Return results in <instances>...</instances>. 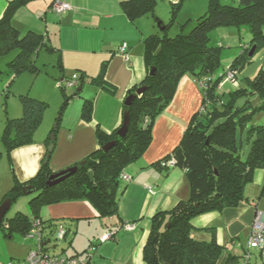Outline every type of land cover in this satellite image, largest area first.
I'll return each instance as SVG.
<instances>
[{"label": "trees", "instance_id": "trees-1", "mask_svg": "<svg viewBox=\"0 0 264 264\" xmlns=\"http://www.w3.org/2000/svg\"><path fill=\"white\" fill-rule=\"evenodd\" d=\"M30 1L33 0H10L0 17V55L17 51L8 62L12 75L10 84L21 73L29 71L39 74L40 69L35 65V55L42 46L51 48L47 42L49 37L47 33L33 29L21 33L12 22L16 10ZM54 1L51 0L49 9ZM120 4L132 20L153 13L155 8V0H120ZM172 4L173 16H176L180 4ZM222 25L237 27L247 25L250 28L251 43L244 47L227 69L239 70L264 43V0H239L234 5L222 3L220 0H209L208 10L196 19L189 33L182 31L176 36H169L167 33L148 35L146 38L148 73L140 83H135L129 88L128 95L135 94V97L131 105H124V109L130 111V124L126 135H118L120 127L108 132L98 125L96 130L100 148L71 165H76L77 170L55 185L47 186L46 182L48 173H52L49 159L53 151L49 150L45 157L48 161L43 160L35 176L23 182L15 176L14 185L4 195L2 201L9 198L13 202L24 194L35 195L29 200L31 215L17 211L13 217L6 218L5 215L0 221V228L3 229L5 236L12 237L14 233L26 235L34 221L39 219L45 233L44 238L48 242L60 222L53 218H44L41 211L44 206L66 200L87 199L96 208L100 217L118 216L120 204L118 187L122 172L128 164L139 159L150 145L155 118L173 99L182 76L191 73L196 80L205 76L208 78L205 87H201L202 106L192 115L182 139L172 152L157 162L160 164L163 160L174 158L175 165L186 171L190 182V195L187 199L178 200L167 210L153 215L143 256L147 264H217L224 246L216 238L195 239L191 235L192 219L206 212L222 211L238 205L244 199V187L253 179L255 169H264V123H251L257 109L264 111V104L253 107L248 97L243 106L237 105L241 96L253 92L248 87H241L232 92V98L227 103L222 101L217 93L221 78L226 72L216 78L213 76L220 65L221 49L210 44L209 32ZM253 45L256 48L250 55ZM52 49L59 52L58 66L61 68L63 64L60 49L57 47ZM107 65L108 60H104L99 73L91 77V82L114 91L115 87L104 79ZM152 67L156 68L153 75L150 74ZM77 72L80 76L79 86L82 87L87 74L80 70ZM255 79V83L261 84V74ZM143 85L147 88L143 93L137 94V88ZM61 88L64 89L63 85ZM263 88L261 84L257 91L263 93ZM80 91L82 89H77L71 96L64 93L65 99L56 118L57 125L70 100L79 96ZM20 99L22 115L8 118L2 134L7 154L16 147L34 142V134L49 104L46 100L29 94H20ZM93 107L94 100L84 97L82 119L88 122L93 120ZM56 131L57 128H53L50 135L53 134L56 138ZM244 131L247 132L246 138L250 142V147L246 157L241 158L243 145L241 132ZM55 138L53 140L48 138L47 141L53 142L55 146ZM109 141H114V145L105 151L103 146ZM1 154L0 151V156ZM89 171L93 172L92 180L88 175ZM27 186L30 188L24 189ZM260 194L264 196V185ZM66 228L64 239L72 232L69 247H73L74 250L67 253L65 247L61 252L77 256L89 264L94 251L101 243V236L91 240L83 250H78L73 244L77 231L70 226ZM110 230L115 229L110 228L108 231ZM253 247L258 249L256 246ZM250 253V246H245L243 256L246 257V254ZM238 256L229 254L227 263L238 261ZM243 263L245 264V261Z\"/></svg>", "mask_w": 264, "mask_h": 264}, {"label": "crops", "instance_id": "crops-1", "mask_svg": "<svg viewBox=\"0 0 264 264\" xmlns=\"http://www.w3.org/2000/svg\"><path fill=\"white\" fill-rule=\"evenodd\" d=\"M9 1L0 0V17ZM62 1L69 2L72 9L60 15L56 13L59 19L51 25L50 32L44 30V33L60 49L63 64L60 68L61 77L71 69L87 74L82 92L84 97L94 100L93 120L88 122L82 119L81 99L64 109L58 125L57 122L52 125L56 118H50L49 122V115L44 114L34 134V142L11 151L15 174L22 182L40 170L53 128H57V131L56 143L49 159L52 172L67 168L97 151L100 143L96 127L100 125L111 132L122 125L128 90L133 84L140 83L148 73L146 38L154 33V28L147 20H142L143 16L130 19L120 0ZM50 2L33 0L22 5L14 13V25L23 33L29 27L43 32L44 22L48 21L51 13L54 14L49 9ZM123 42L128 43L127 55L119 51ZM104 60H108L104 79L115 87L114 91L91 82V77L99 73ZM37 76L31 88L37 96L42 97L41 92L36 90L37 84L46 81V86L53 88V79L43 74ZM22 90L25 88L22 87ZM202 100V88L195 76L191 73L183 75L173 99L155 118L150 145L139 159L128 164L124 170L131 175V180L120 181L118 216L100 217L87 199L66 200L43 207L41 214L44 218L60 220L61 224L76 231L81 226L88 229L89 242L102 237L110 228L116 230L113 238L101 241L89 264H147L143 248L152 227L153 215L190 195V182L184 168L157 162L171 153L180 142L192 115L201 108ZM7 102L12 116L22 112L16 100ZM5 175L9 182V174ZM3 184L5 182L2 181ZM263 185L264 169L257 168L253 179L245 185L244 199L238 205L222 211L206 212L192 219L191 235L195 239L216 238L224 246L220 258H227L229 254L239 255L238 261H225V264L245 261L244 240L248 238L256 212L264 213V196L260 194ZM125 222H131L132 228H125ZM36 245L31 246L28 252Z\"/></svg>", "mask_w": 264, "mask_h": 264}, {"label": "rangeland", "instance_id": "rangeland-1", "mask_svg": "<svg viewBox=\"0 0 264 264\" xmlns=\"http://www.w3.org/2000/svg\"><path fill=\"white\" fill-rule=\"evenodd\" d=\"M220 1L222 3L233 5L239 2V0ZM172 3L180 4L176 16H173ZM208 5L209 0H155L154 12L143 15L142 20H147L149 24H152L154 28V33H167L169 36H176L182 31H184L185 33H189L193 29L196 19L208 10ZM57 19H59V15H57L56 13H51V16L48 17V21L44 22L42 33H44V30L50 32L51 25L56 23ZM165 27L167 28L165 29ZM29 28L25 29L24 33H26ZM209 36L210 44L212 46L220 47L221 49L220 65L213 73V76L215 78L227 71L229 65L232 63V60L239 53H241L244 47L248 46V44L251 43L252 40L251 31L247 25H243L241 27H237L235 25L218 26L209 32ZM47 38H49L47 39V42L51 48L47 49L46 46H42L40 48L39 53L35 55L34 60L36 67L40 69L39 76L43 74L44 76H48L46 78L53 79V88H51L50 85L46 86V81L41 84L39 82L36 86V90H38V93L40 91L43 99H45L49 103L45 112V116L49 115L50 122V118H57L59 116V112L62 108L65 99L64 93H66L68 96H71L77 90V87L69 86L64 87V89H62L59 83L60 80L64 77L71 76L77 71L71 69L69 71H66L65 74L63 73V76L61 77V69L58 66L59 52L55 49H52L55 47L58 48V46H56L55 44H53V42L50 41V37ZM16 53L17 51H11L7 54L0 55V151L2 152L0 156V204L4 195L14 185L16 176V172L14 171L15 167L12 165L13 163L11 158V152L10 154H7L6 147L2 139L5 124L8 118L18 117L22 115L23 107L22 101L20 99V94H29L39 99L42 98L37 96L35 90L31 88L37 76L34 73H31L29 71L21 73L17 76V80L15 79L12 84L9 83L12 75L9 72L10 69L8 62L16 55ZM248 60L249 61L245 62L240 67V69L236 71L237 77L235 78V80L228 79L227 74H225L221 78V82L217 88V93L222 101H225L226 103L229 102V100H231L232 98V92L234 93L236 89H239L241 87H248L250 91L253 92L251 94L245 93L244 96H241L240 99H238L237 101V105L243 106L246 103V99L248 97L249 100H251V105H253V107H259L264 104V90L263 93L257 91L259 90L258 86L261 87V84L264 87V43L259 46L258 51L253 54V56ZM260 74L262 82L261 84L260 82L257 84L255 83V78ZM22 87H24L25 90H22ZM80 95L73 97L68 103L67 107L72 106V103L76 102V100L81 99L83 103V98L85 95L82 91H80ZM12 99L16 100L19 103V106L21 107L20 111L22 112H20L19 115L12 116L9 113V109L7 107V100ZM12 110H14V107H12ZM53 121L54 122L52 123V125L54 126L56 120L54 119ZM251 121V123L253 124H263V109H257ZM241 134H243V145H241V158H245L250 147V142L247 141L246 131L241 132ZM6 173L9 174V182L6 181ZM2 181L5 182L3 186ZM34 195L35 193L24 194L19 196L15 201L12 202L10 209L6 212V218L13 217L17 211H21L23 213L31 215L29 200ZM71 236L72 232L63 240H58L55 237H52L51 240L48 242L50 246L49 251L51 253H59L62 251L63 248L66 247V252L71 253L74 250L73 247H69V239L71 238ZM88 236V229H85L84 226H81L74 236L75 248L78 250H83L85 247H87L89 244ZM37 241V237L30 234L23 235L20 233H14L12 238L9 236H5L3 229L0 228V264H9L12 261H17L18 259H21L25 254H27L26 252H28V249L31 246L37 244ZM246 243L247 239L244 240L245 246H247ZM250 249L251 253L249 255V264H264V254L261 255L260 250L255 249V247L251 245ZM80 256L82 257L83 255ZM226 259V257L224 259L223 257H221L217 264H225V261L227 262ZM243 262L244 261L242 260V262H240L239 264H244Z\"/></svg>", "mask_w": 264, "mask_h": 264}, {"label": "built area", "instance_id": "built-area-1", "mask_svg": "<svg viewBox=\"0 0 264 264\" xmlns=\"http://www.w3.org/2000/svg\"><path fill=\"white\" fill-rule=\"evenodd\" d=\"M71 8H72V5L69 2L55 0L50 10L60 15L66 12L67 10H70ZM127 48H128V43L123 42L119 46V51L125 55ZM236 71L238 70L232 71V69H230L226 71L227 78L230 80H235V78L237 77ZM197 81L201 87L203 86L205 87L206 81H208V78L205 76ZM79 82H80L79 73L75 72L71 76L65 77L63 78V80H60L59 83H60V86L63 85V87H67V86L77 87L79 85ZM162 165H175V159L169 158L167 160H163ZM120 177H121V180H125V181L131 180V175L125 172H122ZM253 219L254 220L252 222L251 230L249 231L250 233L248 235L246 244L248 246L250 245L256 246L261 251V253L264 254V213L262 211H257L255 218ZM123 226L125 228H132V223L125 222ZM66 232H67L66 226L60 223L55 227V230L50 236L51 238L55 237L58 240H63ZM28 234L34 235L37 237L38 242H37L36 247L32 248L24 258L18 259L17 261H12L9 264H86V260L80 259L77 256H70L63 252L51 253L49 251L50 246L48 244L51 238H49L48 242L44 238L45 233H43L42 224L39 219L38 220L36 219L34 221L33 226ZM115 234H116V230H110L101 237V241L112 238L115 236ZM249 255L250 254L246 255L245 264H248L249 262V259H250Z\"/></svg>", "mask_w": 264, "mask_h": 264}, {"label": "water", "instance_id": "water-1", "mask_svg": "<svg viewBox=\"0 0 264 264\" xmlns=\"http://www.w3.org/2000/svg\"><path fill=\"white\" fill-rule=\"evenodd\" d=\"M160 24V22H159ZM252 49L251 51L249 52L250 55H252L255 51V45L251 46ZM156 71V68L155 67H152L150 69V74L153 75ZM147 87L146 86H139L136 90L137 94H141L145 91ZM78 90H81L82 87L79 86L77 88ZM135 97V94H130L126 97L125 99V105L129 106L131 105L133 99ZM129 124H130V111L129 110H125L124 111V118H123V123L122 125L120 126V128L118 129L117 133L118 135L120 136H124L126 135V133L128 132V129H129ZM55 138V136L52 134L51 135V140H53ZM114 145V141H109L107 142L104 146H103V149L105 151L109 150V148H111L112 146ZM54 149V145H53V142H50L49 144V147H48V150L49 151H53ZM48 161V158L45 159V162ZM77 170V166L74 165V166H70V167H67V168H64L60 171H57V172H52V173H48L47 175V186H52V185H55L61 181H63L65 178H67L68 176H70L72 173H74L75 171ZM88 175L90 176L91 180L93 179V172L92 171H89ZM26 188H30V186H27L25 187L24 189ZM12 205V201L7 198L5 199L1 204H0V221H2V219L4 218V216L6 215V212L10 209Z\"/></svg>", "mask_w": 264, "mask_h": 264}, {"label": "clouds", "instance_id": "clouds-1", "mask_svg": "<svg viewBox=\"0 0 264 264\" xmlns=\"http://www.w3.org/2000/svg\"><path fill=\"white\" fill-rule=\"evenodd\" d=\"M77 87H79V85Z\"/></svg>", "mask_w": 264, "mask_h": 264}]
</instances>
